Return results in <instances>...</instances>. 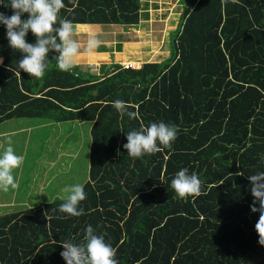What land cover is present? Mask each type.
<instances>
[{
  "label": "trees",
  "instance_id": "trees-1",
  "mask_svg": "<svg viewBox=\"0 0 264 264\" xmlns=\"http://www.w3.org/2000/svg\"><path fill=\"white\" fill-rule=\"evenodd\" d=\"M182 1L189 8L170 59L139 69L113 64L101 75L79 66L61 72L53 52L44 77L31 78L0 26V124L92 123L84 214L65 218V201L55 200L1 215L0 264H66L62 244L83 245L89 225L118 264H264L248 179L264 172V0ZM64 4L59 19L76 29L141 22L142 0ZM0 12L12 15L2 5ZM26 40L35 43L31 33ZM116 100L136 117L121 116ZM153 122L175 125L177 139L129 157L126 133ZM183 168L200 179L199 195L181 199L171 188Z\"/></svg>",
  "mask_w": 264,
  "mask_h": 264
},
{
  "label": "clouds",
  "instance_id": "clouds-1",
  "mask_svg": "<svg viewBox=\"0 0 264 264\" xmlns=\"http://www.w3.org/2000/svg\"><path fill=\"white\" fill-rule=\"evenodd\" d=\"M0 5L12 10L10 16L0 12V26L6 29L8 47L22 54V59L18 61L21 72L29 74L31 78L42 79L50 63L49 54L53 52L58 54L53 60L61 72H69L74 67L75 58L81 54V44L75 38L76 26L73 22L59 19L61 9L65 7L64 0H8L6 5ZM29 33L35 37V43L27 42ZM101 43L97 38L89 39L86 51L91 52ZM0 64H3L2 58ZM121 66L125 69H139ZM113 106L121 116L126 115L132 119L137 115L136 112L129 111L126 102L122 100L114 101ZM177 136L178 129L175 125L153 122L140 130L126 133L127 143L123 147L129 157L141 158L158 153L163 147H170ZM23 162L24 156L16 154L11 139H8L6 146L0 151V191L7 192L10 188L18 187L14 172ZM248 179L254 198L250 211L253 214L259 213L256 231L260 237L259 243L264 245V172L250 175ZM171 188L177 197L186 199L200 194L201 181L195 173L190 174L187 168H183L171 180ZM63 193L65 202L59 206V211L66 214L65 218L82 216L84 209L80 205L87 199L84 186L72 184L66 186ZM84 240L83 245L71 242L62 244L64 251L61 256L66 264H118L115 259L116 250L103 236L97 235L91 225L85 230Z\"/></svg>",
  "mask_w": 264,
  "mask_h": 264
},
{
  "label": "rangeland",
  "instance_id": "rangeland-1",
  "mask_svg": "<svg viewBox=\"0 0 264 264\" xmlns=\"http://www.w3.org/2000/svg\"><path fill=\"white\" fill-rule=\"evenodd\" d=\"M162 1L167 4L168 0ZM169 1L171 6L177 7L178 0ZM149 2L151 4L153 2V4L150 5ZM156 3V0H142L144 7L142 6L141 13H143L142 21L149 20L153 24V21L149 18L150 16L152 19H160L159 21L162 20L164 23H158V29L163 31V38L161 40L160 37L158 38L161 51H158L157 57L154 56L155 58L150 59L148 55L151 52L149 50L154 47L153 44L155 43L151 41L149 50L146 46L143 48L145 50H143L141 60H124L127 51L123 52V47L127 44L126 39L131 37L128 30L126 32L122 28L100 26L97 32L95 31L97 27H91L90 30L85 28L83 33H86L82 35L78 34L79 28H77L75 38L81 44V54L75 58L74 65H83V69L92 66L95 67L94 72L99 73L100 70H103V67L107 70L106 67H110L112 64L140 68L146 63H162L170 59L175 53L174 39L182 27L180 14L183 13L184 8L189 7L187 2L181 0L183 9L180 10V13H177L180 7L177 8L178 11L174 8L173 11L168 12L166 10L167 6L160 5L158 8V5H154ZM129 28L135 29L133 27ZM170 28L171 31L168 40H166ZM99 33L113 36L111 39H113L114 44L107 45L108 47L105 46L106 50L111 51V55L113 53L109 63H104L101 58L104 55V45L100 44L98 48L91 52L86 51L89 39L97 38L102 41V37L97 36ZM92 67L90 68L91 71ZM31 121L14 120L0 125V134L3 133V129H9L13 125L20 127L17 131L12 130L11 133L6 134V137L0 139V151L6 146L7 140L11 139L16 154L24 156L23 165L14 172L18 187L16 189L10 188L7 192L0 191V216L45 205L55 200H64L63 189L66 186L77 183L84 186L89 178L92 123H77L70 126L61 124L49 128L51 123Z\"/></svg>",
  "mask_w": 264,
  "mask_h": 264
},
{
  "label": "crops",
  "instance_id": "crops-1",
  "mask_svg": "<svg viewBox=\"0 0 264 264\" xmlns=\"http://www.w3.org/2000/svg\"><path fill=\"white\" fill-rule=\"evenodd\" d=\"M156 4H154V5H158V8H159V6L160 5H165V6H167L166 7V10H168V12H170V11H173V9L175 8V7H173V6H171V2L168 0L167 1V4H166V2L164 1H160V0H156ZM146 3H148V2H146ZM149 4L150 5H152L153 4V2H152V4H151V2H149ZM142 6H143V4H142ZM176 8L174 9V10H177L178 11V9L177 8H179V12H177V13H180V10H182V6H181V2H180V0H178V4H176ZM144 7V6H143ZM142 12V11H141ZM167 12V13H168ZM142 14L143 13H141V22H140V25L139 26H137V27H135V29H132V28H129V27H123V26H113L114 28H122V29H124V30H126V32H127V30L129 31V36H131V37H128V39H126L127 40V44L123 47V52L126 50L127 51V53H126V55H125V57H124V60L125 59H136V60H141V58H142V56H143V53H144V51L143 50H145V49H143L145 46L147 47V49L149 50V47H151L150 45H151V41H153V42H155L153 45H154V47H151V50H149V51H151L148 55H149V57H150V59L151 58H155V57H157V54H158V51H161L160 49H159V47H161V44L159 43V41H158V38L160 37V40L163 38V31H161L160 29H158V25L160 24V22H162V20L161 21H159L160 19H152L150 16H149V18L153 21V24H152V22H150L149 20L148 21H142ZM148 15V14H147ZM148 17V16H147ZM159 23V24H158ZM162 24H164L163 22H162ZM91 27H97L96 29H95V31L97 32V31H99L98 30V28L100 27V26H91V25H88V26H85V27H83V28H79V27H77V28H79V32H78V34H82V35H85V33H83V30H85V28H89V30H90V28ZM106 27H111V26H106ZM134 28V27H133ZM166 29V28H165ZM77 30V29H76ZM167 30H168V28H167ZM171 31V28L169 29V31H168V33H167V37H166V40H168V35H169V32ZM89 33H91L90 31H89ZM100 34V35H99ZM97 36L99 37V36H101L102 37V43H101V45H104L103 47H104V55H102L101 56V58L103 59L102 61L104 62V63H109V62H111V58H112V55H113V53H112V55H111V51H108V50H106L107 48L105 47V46H107V45H112V44H114L113 43V39H111V38H113V36L111 35V34H108V35H106V34H102V33H99ZM91 35V34H90ZM130 41V43H128L129 41ZM161 42V41H160ZM168 43H169V41H168ZM108 47V46H107ZM157 47V48H156ZM136 54V55H135ZM155 56V57H154ZM138 58V59H137ZM84 60V59H83ZM113 65V64H112ZM74 66H77V65H74ZM83 65H80L79 67H80V69L82 70V71H88V70H90V68L92 67H89L88 66V68H86V69H83V67H82ZM93 68V67H92ZM95 68V67H94ZM94 68L92 69V71H93V73L94 74H99V75H101L103 72L100 70H98L99 71V73L97 72V71H95L94 72ZM98 68V67H97ZM109 68V67H108ZM4 124V123H3ZM1 125V124H0ZM22 127V126H21ZM20 127L18 126V125H13V126H11L9 129H3V133L2 134H0V139L1 138H3V137H6V134H8V133H11L10 131H17L18 129H19ZM14 147V146H13Z\"/></svg>",
  "mask_w": 264,
  "mask_h": 264
}]
</instances>
